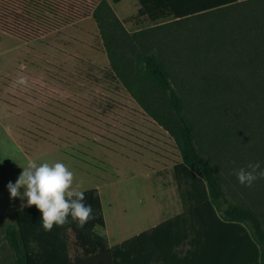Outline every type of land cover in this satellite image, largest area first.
Masks as SVG:
<instances>
[{"label":"trees","instance_id":"trees-1","mask_svg":"<svg viewBox=\"0 0 264 264\" xmlns=\"http://www.w3.org/2000/svg\"><path fill=\"white\" fill-rule=\"evenodd\" d=\"M137 1V15L121 21L107 0H0V31L25 43L93 18L112 71L180 152L173 178L183 216L82 264H264V217L229 196L214 162L226 142L200 129L213 120L217 72L235 47L246 61L264 62L262 22L251 24L250 5L239 0ZM127 23L149 27L130 34ZM167 62L187 77L175 79ZM41 216L36 206L2 216L11 220L5 239L14 264H68L65 230L74 220L45 231Z\"/></svg>","mask_w":264,"mask_h":264},{"label":"rangeland","instance_id":"rangeland-1","mask_svg":"<svg viewBox=\"0 0 264 264\" xmlns=\"http://www.w3.org/2000/svg\"><path fill=\"white\" fill-rule=\"evenodd\" d=\"M107 1L119 18L136 13L137 0ZM242 2L250 5L251 24L261 21L263 28L264 0ZM147 27L128 25L126 30L134 34ZM10 38L3 46L15 58L0 60V213L29 206L27 198H12L7 184L15 183L22 166L33 160L63 163L73 173L72 190L83 192L86 205L102 202L114 224L133 225L135 208L152 191L164 206V219L182 217L184 208L173 178L175 166L182 162L180 152L112 71L95 20H83L31 43ZM239 51L236 46L238 57L223 64L224 72H217L222 98L217 97V106L212 103L211 124L201 121L200 129L207 140L219 137L226 142L214 162L229 196L253 205L264 217V178L250 187L237 179L240 169L251 171L249 165L257 162L264 167V62L250 63ZM171 64L166 65L178 76L175 79L187 77L180 66ZM21 77L25 85L18 83ZM120 206L133 211L125 215ZM2 216L0 264H14L5 239L11 220Z\"/></svg>","mask_w":264,"mask_h":264},{"label":"clouds","instance_id":"clouds-1","mask_svg":"<svg viewBox=\"0 0 264 264\" xmlns=\"http://www.w3.org/2000/svg\"><path fill=\"white\" fill-rule=\"evenodd\" d=\"M19 84L25 85L21 77ZM15 183L9 181L7 189L12 198H27L29 206L35 205L42 213V227L51 231L53 226H62L71 218L83 227L90 219L92 208L84 203V194L72 190L73 173L61 162L49 164L28 160ZM251 171L240 169L237 179L241 185L250 187L257 179L264 178V167L259 162L249 165ZM24 188L21 194L20 189Z\"/></svg>","mask_w":264,"mask_h":264},{"label":"crops","instance_id":"crops-1","mask_svg":"<svg viewBox=\"0 0 264 264\" xmlns=\"http://www.w3.org/2000/svg\"><path fill=\"white\" fill-rule=\"evenodd\" d=\"M133 6L136 8V13L123 18H118L121 21H125L131 17L136 16L140 9L138 1L135 4L133 3ZM128 25L134 26L132 23H127L125 26L127 27ZM7 40L11 41V38L6 34L0 32V60L12 62V59L15 58V55L12 56L13 52L8 51V48H5L3 46V42ZM16 44L18 45V42H16ZM14 61H16V64L19 65V70L21 59L17 57V59ZM153 195H158V193L155 194V192L152 191L150 197L142 201L135 208V210H137V214L133 225L124 227L122 224L117 225L114 224V222H111V214L109 217H107L106 208L102 202L91 206V217H94L91 218V225H87L85 223L83 227H80L75 221H73L71 225H67L65 231L68 264H82L90 260L94 256L102 253L103 251L121 245L125 241L139 236L142 233L148 232L156 228L160 224L169 221V219H172V217L167 216H165V219L163 218L166 213L164 210V206H161L156 197ZM112 206L113 205L110 204L108 206L109 209ZM30 207L31 206L17 207L16 209L12 208L8 211H2V213H0V216L13 214L17 211ZM120 207V211L125 215L128 214V212L133 211L131 207Z\"/></svg>","mask_w":264,"mask_h":264}]
</instances>
